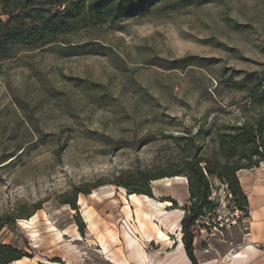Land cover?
Masks as SVG:
<instances>
[{
	"label": "rangeland",
	"instance_id": "374dc122",
	"mask_svg": "<svg viewBox=\"0 0 264 264\" xmlns=\"http://www.w3.org/2000/svg\"><path fill=\"white\" fill-rule=\"evenodd\" d=\"M66 40L0 63V218L9 222L0 245L25 252L23 264H141L124 234L147 213L171 239L142 237L147 264L181 258L187 178L152 182V198L134 194L132 222L133 194L117 183L179 170L180 138L212 153L223 127L252 113L242 108L264 72V0H167ZM238 178L248 217L212 178L214 212L192 228L200 264H264V163Z\"/></svg>",
	"mask_w": 264,
	"mask_h": 264
},
{
	"label": "trees",
	"instance_id": "16d2710c",
	"mask_svg": "<svg viewBox=\"0 0 264 264\" xmlns=\"http://www.w3.org/2000/svg\"><path fill=\"white\" fill-rule=\"evenodd\" d=\"M166 1L0 0V63L23 49L67 41L82 28L115 26L125 20L146 16ZM245 102L242 111L252 110V113L243 112L240 123L225 125L216 136V149L212 153L205 152L203 142L197 137L180 138L185 145L179 170H138L129 173L125 182L119 180L117 183L131 194L152 198V182L164 178H187L190 206L181 222V232L184 250L192 264H200L195 256L196 236L192 228L214 212L209 201L212 178L228 186L235 206L248 217L249 202L242 192L238 173L264 163V72L255 80ZM71 204L75 207V201ZM7 225L9 222L0 218V234ZM26 256L12 245H0V264H13Z\"/></svg>",
	"mask_w": 264,
	"mask_h": 264
},
{
	"label": "bare ground",
	"instance_id": "6f19581e",
	"mask_svg": "<svg viewBox=\"0 0 264 264\" xmlns=\"http://www.w3.org/2000/svg\"><path fill=\"white\" fill-rule=\"evenodd\" d=\"M131 201H132V203L137 204L139 202L138 201V196L133 194L130 197L128 196L127 199H125L126 208L131 212L128 215V218L132 222V220L135 221V219H134V216L132 214ZM160 206H162V208H165L166 209L168 206H171V203L170 202L169 203H165V205L160 204ZM160 211H162V210H160ZM148 220H149V225L150 224L152 225V232H151V234H150V232L149 233L146 232V229H147V226H148L147 225L148 224L147 223ZM137 221L139 223V226H136V227L133 226L134 227V230H132L133 228L131 229V231L133 232V235L134 236H132L127 231V229L125 228L126 231H127L124 234L125 245H126L127 251L129 252V254L131 256H133L141 264H147L148 257L146 255V253L144 252L143 246L141 244L142 237L144 238V235H145L148 238H151V235L153 233V234L156 235V237H157L158 240L163 241V242H170V240H171L170 239V233H165L163 231V229H161L158 225H156L155 223H153L152 218L147 213H137ZM131 222H130V224H132ZM175 228H176V226L171 223L170 230H174ZM170 244H171V242H170ZM181 252H184V250L182 248H181L180 253ZM183 254H182V257L181 258L184 257ZM181 258L178 257V256L171 257L170 260H169V262H168V264H183V261L181 260ZM243 258H244V256L240 253L238 256L235 257V260L237 262H240L241 260H244ZM23 263H24V260H21V261L15 262L14 264H23ZM114 263H116V264H125L124 262H116V261Z\"/></svg>",
	"mask_w": 264,
	"mask_h": 264
},
{
	"label": "crops",
	"instance_id": "0c3cea01",
	"mask_svg": "<svg viewBox=\"0 0 264 264\" xmlns=\"http://www.w3.org/2000/svg\"><path fill=\"white\" fill-rule=\"evenodd\" d=\"M187 192H188V188H187ZM187 195L189 196V193H187ZM183 250H184V247H183ZM184 253V254H183ZM180 254V256L182 257V254L184 255V257L183 258H181V260L183 261V263L184 264H192L191 262H190V260L188 259V257H187V255H186V252H185V250H184V252H181V253H179ZM246 254H247V256H248V258H247V261H251V259L253 258V257H256V255H255V253H254V251L253 250H247V252H246ZM174 256H178L179 257V255H173L172 257H174ZM171 258V257H170ZM24 260V259H23ZM170 260V259H169ZM169 262V261H168ZM14 264V263H13ZM168 264V263H167Z\"/></svg>",
	"mask_w": 264,
	"mask_h": 264
},
{
	"label": "built area",
	"instance_id": "2783aa9c",
	"mask_svg": "<svg viewBox=\"0 0 264 264\" xmlns=\"http://www.w3.org/2000/svg\"><path fill=\"white\" fill-rule=\"evenodd\" d=\"M222 227V226H221Z\"/></svg>",
	"mask_w": 264,
	"mask_h": 264
}]
</instances>
